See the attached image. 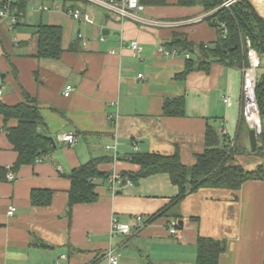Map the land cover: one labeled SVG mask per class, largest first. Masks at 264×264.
<instances>
[{"label":"crops","instance_id":"0c3cea01","mask_svg":"<svg viewBox=\"0 0 264 264\" xmlns=\"http://www.w3.org/2000/svg\"><path fill=\"white\" fill-rule=\"evenodd\" d=\"M144 1L143 10L121 16L90 0H31V13L27 3L14 23L0 20V100L14 105L23 92L34 97L43 131L55 144L40 161L13 170L16 152L0 115V264H105L110 248L120 264H195L198 236L226 241L218 264H264L261 180H248L236 191L200 188L168 216L129 234L112 228V220L132 225L137 215L147 219L178 191L166 173L108 188L113 174L138 170L129 161L132 153L178 152L181 162L191 166L204 150L206 126L233 138L240 116L241 68L205 60L198 49L217 39V28L208 22L211 12L199 3ZM250 1L264 18V0ZM66 9L86 13L90 22L74 20ZM39 24L61 27L58 58L37 56ZM175 35L184 36L194 51L165 54L172 50L165 44ZM131 41L139 44L138 55ZM187 60L195 68L179 77ZM66 85L73 87L68 96ZM176 97L183 98V114L164 115L165 100ZM5 124L14 127L17 121ZM64 133H73L76 142L62 141ZM93 157L109 158L98 165L109 178L98 181L96 201L74 205L68 217L66 175ZM33 189L52 190L50 204L32 205ZM9 206L14 207L11 216Z\"/></svg>","mask_w":264,"mask_h":264},{"label":"trees","instance_id":"16d2710c","mask_svg":"<svg viewBox=\"0 0 264 264\" xmlns=\"http://www.w3.org/2000/svg\"><path fill=\"white\" fill-rule=\"evenodd\" d=\"M31 0H20L14 4L17 18L23 16L26 5ZM224 0H177L179 5L191 6L199 3L205 11L211 12L208 22L217 28V39L212 46L198 49L201 58L210 59L225 67L242 68L247 64L246 38L257 50L262 70L259 72L255 88L261 120V133L256 137V148L251 151L257 155L261 162L252 170H246L234 161L235 156L243 154L244 140H248V130L241 114L237 121L236 131L231 139L226 134H221L212 125H207L204 132V150L196 154L195 163L191 166L183 164L178 152L161 154L158 152H135L129 161L138 166L135 172L121 173V179H130L132 182L153 174H168L172 184L178 188L177 194L158 211L147 217L149 223L158 217L168 216L169 211L177 206L191 192L200 188H223L236 191L248 180L264 181V18H262L250 0H237L229 8L222 7ZM141 4L144 0H139ZM156 3H163L157 0ZM13 7V8H14ZM228 26L225 37L222 36L220 23ZM61 27L59 25L39 24L36 29L38 37L39 58H58L62 52ZM169 49L178 52L194 51L193 44L182 35H175L170 43L165 44ZM199 64L197 67H204ZM193 60H187L184 70L179 77H185L194 70ZM183 98L166 99L163 105V114L166 116H181L183 114ZM0 115L3 117V129L7 138L16 152V159L11 166L17 170L23 165H32L48 156L53 150V142L43 131L39 105L34 97L23 92V100L17 104L9 105L0 100ZM16 119L14 127H7L9 119ZM109 161L107 157H93L87 162L73 168L66 177L70 180L67 191L65 214L70 217L76 204L92 203L97 199L95 188L98 181L109 178L107 172L98 169L99 163ZM53 191L50 189H33L31 191V204L46 206L50 204ZM172 216V215H171ZM174 217L175 213L173 214ZM176 228H180L178 224ZM227 248L224 239L208 236H198L195 243V264H218L220 255Z\"/></svg>","mask_w":264,"mask_h":264},{"label":"built area","instance_id":"2783aa9c","mask_svg":"<svg viewBox=\"0 0 264 264\" xmlns=\"http://www.w3.org/2000/svg\"><path fill=\"white\" fill-rule=\"evenodd\" d=\"M20 0H0V20L9 19L11 24L14 23L17 19L16 11L14 4ZM97 4H100L107 8L110 11H114L121 16H132L133 13L143 10V4L139 0H90ZM237 0H224L222 7L229 8ZM14 7V8H13ZM60 7V6H56ZM45 7H41V9ZM68 14L74 20H83L85 22H90L89 16L86 13H81L75 9H66ZM222 36L225 37L227 33L228 26L225 22L220 23ZM81 35L79 34V37ZM246 59L247 64L241 68V106L240 114L246 123L249 129H253L257 135L261 133V120L259 116V107L256 98L255 88L257 84V78L259 75V70L261 69L260 56L257 50L251 45L249 38H246ZM130 47L133 49L134 53L138 55L140 52V46L137 42L131 41ZM165 54H176L175 49L163 51ZM188 58V55L186 54ZM139 77L142 74L138 75ZM73 87L71 85H66L63 91L65 96L70 95ZM1 93V91H0ZM227 100V99H226ZM221 134H225L224 131H221ZM60 139L64 142H67L69 145H72L76 142V136L73 133H64L60 136ZM232 139V138H231ZM109 147H107L108 149ZM127 183L129 184V179L123 180L119 174H113L108 181V188L111 190L115 189V186ZM14 213V207L9 206L7 209V215L11 216ZM146 218L143 216L137 215L135 217V224L129 225L127 223H119L117 220H112V228L115 232L122 234H129L134 230H137L143 224H145ZM176 229L174 226L169 228V233L174 234ZM65 257L61 255V258ZM105 264H120V259L118 254L115 252L114 248L107 250L105 254ZM54 264H59L56 261Z\"/></svg>","mask_w":264,"mask_h":264},{"label":"rangeland","instance_id":"374dc122","mask_svg":"<svg viewBox=\"0 0 264 264\" xmlns=\"http://www.w3.org/2000/svg\"><path fill=\"white\" fill-rule=\"evenodd\" d=\"M35 4H37V2L34 1V4H33V7L35 8ZM32 12V4L31 3H28V7H27V14L31 13ZM261 65H263V61L261 60ZM262 70V68L259 70V72ZM246 144H245V143ZM244 146H245V149H244V152L243 154H240L237 158V162H236V158H234V161L240 165H242L244 167V169H247V170H252L254 168H256V165H253V162L257 161L258 163L261 162L260 158L255 155L254 153H252L251 149H250V146L247 142V139L244 140ZM131 243H129L128 246H130ZM126 248V247H125ZM125 248H122L121 249V253H126V249Z\"/></svg>","mask_w":264,"mask_h":264},{"label":"water","instance_id":"95a60500","mask_svg":"<svg viewBox=\"0 0 264 264\" xmlns=\"http://www.w3.org/2000/svg\"><path fill=\"white\" fill-rule=\"evenodd\" d=\"M256 137L257 134L255 133V131L253 129H249L248 130V140H249V145H250V149L253 151L256 148ZM50 140L53 142V146L55 147L54 141L53 139L50 137ZM181 221L179 222V225L181 226Z\"/></svg>","mask_w":264,"mask_h":264}]
</instances>
